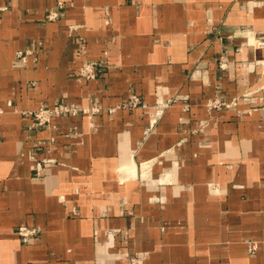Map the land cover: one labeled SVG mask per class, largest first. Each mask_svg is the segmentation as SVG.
I'll return each instance as SVG.
<instances>
[{"label": "crops", "instance_id": "0c3cea01", "mask_svg": "<svg viewBox=\"0 0 264 264\" xmlns=\"http://www.w3.org/2000/svg\"><path fill=\"white\" fill-rule=\"evenodd\" d=\"M263 95L264 0H0V264H264Z\"/></svg>", "mask_w": 264, "mask_h": 264}, {"label": "built area", "instance_id": "2783aa9c", "mask_svg": "<svg viewBox=\"0 0 264 264\" xmlns=\"http://www.w3.org/2000/svg\"><path fill=\"white\" fill-rule=\"evenodd\" d=\"M64 7L63 2H58L57 10H53L50 15L49 19L54 20L59 17V10ZM30 51H19L17 52V60L21 62H27L28 57L30 56ZM221 67H223V64H221ZM81 72L83 75H85L88 79H94L96 77L97 73V63H90L87 64L85 67L81 69ZM130 106L137 107L139 105V99L134 97L132 98L130 102ZM87 112L86 110H80L77 106H69L62 102L57 103L52 108L47 107H41L35 112H32L33 118H34V127H43L47 128L50 127L52 124V120L57 117L66 116V115H72L76 116L80 112ZM3 113V110L0 109V114ZM17 233L23 238L25 242L29 241L33 236H35L38 233V230L35 228H29L26 226H21L18 228ZM249 252L254 254L257 251V245L255 242L249 243Z\"/></svg>", "mask_w": 264, "mask_h": 264}, {"label": "rangeland", "instance_id": "374dc122", "mask_svg": "<svg viewBox=\"0 0 264 264\" xmlns=\"http://www.w3.org/2000/svg\"><path fill=\"white\" fill-rule=\"evenodd\" d=\"M264 96V95H263Z\"/></svg>", "mask_w": 264, "mask_h": 264}]
</instances>
